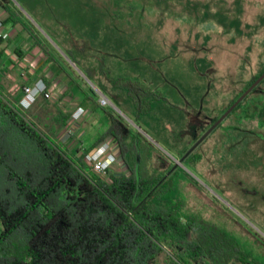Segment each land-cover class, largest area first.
Listing matches in <instances>:
<instances>
[{"label": "rangeland", "instance_id": "1", "mask_svg": "<svg viewBox=\"0 0 264 264\" xmlns=\"http://www.w3.org/2000/svg\"><path fill=\"white\" fill-rule=\"evenodd\" d=\"M0 1L58 54L87 91L86 106L96 116L117 118L128 143L135 135L143 139L141 167L148 175L177 172L176 190L168 197L178 199L182 217L215 223L250 260L264 264V119L260 116L264 79L201 144L191 163L181 162L183 152L195 141L187 131L190 121L208 128L262 73L264 0ZM21 24L7 23V28L13 29V44L26 52L33 39ZM43 69L47 72L49 67L45 64ZM107 77L149 88L152 94L142 103L149 106L147 113H139L126 91L114 88ZM62 79L63 75L51 89V98L39 96L25 114L73 155L67 146L72 139L69 128L64 136L59 127V132H50L52 114L58 109L84 106L77 92L61 97L67 86ZM5 94L19 102L6 90ZM102 94L109 99L107 106L100 104ZM98 120L91 122L93 138L111 125ZM109 138L115 141L113 135ZM76 146H83L82 154L86 151V144L77 141ZM112 147L118 159L105 176L128 173L116 141ZM127 159L132 166L134 154ZM169 254L165 249L158 264H166Z\"/></svg>", "mask_w": 264, "mask_h": 264}, {"label": "trees", "instance_id": "2", "mask_svg": "<svg viewBox=\"0 0 264 264\" xmlns=\"http://www.w3.org/2000/svg\"><path fill=\"white\" fill-rule=\"evenodd\" d=\"M11 15L8 23L19 24ZM107 80L126 91L139 113H147L149 106L142 103L152 94L149 88L124 78ZM25 111L0 86V264H158L165 249L170 253L166 264H261L215 223L179 214L178 199L168 197L176 190L177 172L148 175L141 167L143 139L135 135L128 143L117 118L81 156H73ZM260 116L264 119V109ZM68 118L59 111L50 132ZM109 135L128 173L104 177L83 161ZM132 153L131 166L127 156Z\"/></svg>", "mask_w": 264, "mask_h": 264}, {"label": "crops", "instance_id": "3", "mask_svg": "<svg viewBox=\"0 0 264 264\" xmlns=\"http://www.w3.org/2000/svg\"><path fill=\"white\" fill-rule=\"evenodd\" d=\"M0 14L3 19V27L0 35V86H3L12 98L16 101H20L24 96L23 87L25 85H34L37 81L44 80L46 84H49L48 90L51 91L53 87H56L57 79L63 75L62 80L67 83V86L61 94V97L63 96L64 99H66V97L71 94H76L77 92L78 95L80 94L83 96L81 104L84 106H65L63 110L58 109L57 112L53 113L52 118H58L59 111L69 114V118L66 122L59 127L60 129L58 130L60 132L58 130L57 131L60 135L64 136L66 128H69V131L72 133V139L69 140L70 142L67 146L71 147L73 156H80L82 154L80 149L83 146H76L77 141H80L82 144H86L87 147H89L100 138V136L93 138V136L90 135L92 120L94 118H98V121L107 123L108 121L110 122L111 118L114 116L110 114L109 119H107L106 115L98 113L96 116V112L94 113L93 110L86 106V101L90 99L87 91L77 83L75 76L72 75L71 71H67L66 67L62 64V60H60L59 56H57L58 54L54 52V50L46 47L54 58L50 61L49 56L41 47L43 44L40 42L41 45H38L24 27L23 28L33 39V43L29 47L30 50H26L25 52L24 48H22L20 44H13L11 41L13 29H10L9 31L7 28V23L11 18L12 13L9 12L5 5L0 3ZM19 24H21V22H19ZM45 64L52 70L48 69L47 72H44L43 66ZM28 65H30V67ZM49 71H51V74L48 73ZM94 102L96 103V101ZM79 107L85 109V114L81 116L79 120H76L73 118V114ZM109 137L110 135L106 137V139H110ZM114 144L115 141H113L112 146Z\"/></svg>", "mask_w": 264, "mask_h": 264}, {"label": "built area", "instance_id": "4", "mask_svg": "<svg viewBox=\"0 0 264 264\" xmlns=\"http://www.w3.org/2000/svg\"><path fill=\"white\" fill-rule=\"evenodd\" d=\"M3 27V19L0 14V35ZM24 96L19 101L22 109H29L32 104L37 100L39 96L51 98L50 91L48 90L46 83L43 80H39L34 85H25L23 87ZM100 104L107 106L109 99L105 95L100 96ZM84 114V109L79 107L73 114V118L79 120ZM113 142L108 139L102 141L97 148L90 153L86 154L83 161L93 170L94 172L104 176L117 163L118 156L111 151Z\"/></svg>", "mask_w": 264, "mask_h": 264}, {"label": "flooded vegetation", "instance_id": "5", "mask_svg": "<svg viewBox=\"0 0 264 264\" xmlns=\"http://www.w3.org/2000/svg\"><path fill=\"white\" fill-rule=\"evenodd\" d=\"M219 119H220V117L218 119H216L215 121H213V123L211 125H209L208 128L204 127V125H202L199 121H197V123H192L190 121L189 130L187 129V131H189L188 134H190L194 138L195 141L190 148H188L185 152H183V154L181 156V162H183V163L190 162L191 163L192 159H194V155H195L196 150L201 146V144H203L209 138V136L225 120V118H224L217 126L214 127V125L216 124V122ZM169 175L167 174L166 177Z\"/></svg>", "mask_w": 264, "mask_h": 264}, {"label": "water", "instance_id": "6", "mask_svg": "<svg viewBox=\"0 0 264 264\" xmlns=\"http://www.w3.org/2000/svg\"><path fill=\"white\" fill-rule=\"evenodd\" d=\"M264 79V73L252 84V86H250V88H248V90L246 91V93L233 105L234 107L230 108V110H227V112H225V114H223V116L220 117V119L216 122V124L214 125L217 126L235 107L236 105L258 84L260 83L262 80ZM173 170H171L169 174L172 173Z\"/></svg>", "mask_w": 264, "mask_h": 264}]
</instances>
